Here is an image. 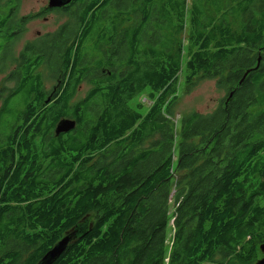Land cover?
<instances>
[{
  "label": "trees",
  "instance_id": "trees-1",
  "mask_svg": "<svg viewBox=\"0 0 264 264\" xmlns=\"http://www.w3.org/2000/svg\"><path fill=\"white\" fill-rule=\"evenodd\" d=\"M58 13H73V61L57 34L22 50L0 89V264H37L74 229L53 264H255L264 0H74ZM7 27L0 14L1 73ZM183 60L188 86L214 80L226 97L175 121ZM144 92L143 114L129 104ZM63 119L76 127L56 136Z\"/></svg>",
  "mask_w": 264,
  "mask_h": 264
},
{
  "label": "rangeland",
  "instance_id": "rangeland-1",
  "mask_svg": "<svg viewBox=\"0 0 264 264\" xmlns=\"http://www.w3.org/2000/svg\"><path fill=\"white\" fill-rule=\"evenodd\" d=\"M6 0H0V5H2L0 9L2 12H6L9 10L13 3H5ZM189 5V1L187 2ZM48 5V0H20L19 1V8L18 13H16V22H21V19H26L28 22L25 24L26 33L14 43V57L18 54V51L21 50L25 39H31L35 41L37 39V32L41 35L47 32H52L56 25L63 23L66 19L61 14L51 15L49 16V23L45 24L44 26H40L38 21H31L32 15L34 13H39L44 7ZM58 13V12H55ZM188 15V10H187ZM1 17H5L6 13H0ZM188 16L186 18V21ZM134 22V21H132ZM131 23H124L122 28L130 25ZM42 36H39V38ZM183 38V46L186 45V34L181 36ZM105 49V48H104ZM185 57V54H184ZM4 77H5V70L1 73L0 72V89L5 88L1 86L4 84ZM185 72H184V60L182 61V68L178 75V82H177V104L175 105V121H178L179 117L182 114H187L190 112H196L199 114H209L211 113L226 97V93L217 88L216 82L214 80L208 79H200L198 77L192 80V84L188 86L185 81ZM53 81L47 82V87L51 88ZM6 85V84H5ZM9 89H13V83H8L6 85ZM89 87L83 83L81 84L79 91L76 96L77 99H82ZM146 92L142 93L141 95L137 96L133 101L130 102V106L136 108L138 104L143 105L142 109L140 110L141 113H145L149 106L151 105L150 102L146 101ZM173 192L170 194L172 196ZM169 212H172V208L170 207ZM170 237V236H169ZM262 255V254H261ZM262 256L258 258L261 259Z\"/></svg>",
  "mask_w": 264,
  "mask_h": 264
},
{
  "label": "flooded vegetation",
  "instance_id": "flooded-vegetation-1",
  "mask_svg": "<svg viewBox=\"0 0 264 264\" xmlns=\"http://www.w3.org/2000/svg\"><path fill=\"white\" fill-rule=\"evenodd\" d=\"M74 1V0H73ZM72 1V2H73ZM72 2L63 7V8H57V9H49L46 7H44L39 13H34L32 15V20L31 21H38L39 25L42 27L45 24L49 23V16L51 15H56V14H61L66 20L59 24L56 25L54 30L52 32H47L44 34H40L39 32H37V39L35 41L31 40V39H25L24 44L21 48L20 51H18V54L14 57V43L17 42L27 31L25 28V24H27V20L21 19L17 25L14 24V18H13V13H11L12 7L7 10L6 12H2L0 10V13H6L7 15V30H8V35H7V45H6V56H5V62H6V66L7 68L5 69V76H12L13 70H14V58H18L20 56V53L22 50H24L25 48H27V46H37L38 48H42L47 46L48 48H51L53 45V38L58 34L60 36V38L62 39L61 42L56 43V45H60V46H70V57L71 60L73 61V56L75 53V49H73V13H55V12H63L65 11V9L67 7H70ZM6 4L8 3H12V0H6L5 1ZM2 5H0L1 7ZM2 9V8H0ZM45 12V13H43ZM70 14V15H69ZM71 24V26H70ZM70 26V27H69ZM64 27H68L67 29L63 30ZM16 33V35H15ZM18 34V35H17ZM39 36H42L39 38ZM47 39V40H46ZM69 40V42H68ZM48 42V43H47ZM45 57L49 58L52 55V52H45L44 53ZM43 55V56H44ZM69 75V74H68ZM68 75L66 76V79L63 80V86L66 87L67 90L71 91L73 88V81L75 79L74 78H69ZM108 75H110V72H108ZM61 75L60 74H56L55 78L53 79V83L51 85V88L47 87V83L45 85V89L46 90H50L49 95L52 96L53 92L57 91V87H59L61 85ZM11 83H13V80H9ZM51 82V81H50ZM13 88V87H12ZM90 90V89H89ZM88 90V91H89ZM75 96H77V93L75 94ZM51 98V97H48ZM50 99H47V101H49ZM71 103H73V98Z\"/></svg>",
  "mask_w": 264,
  "mask_h": 264
},
{
  "label": "water",
  "instance_id": "water-1",
  "mask_svg": "<svg viewBox=\"0 0 264 264\" xmlns=\"http://www.w3.org/2000/svg\"><path fill=\"white\" fill-rule=\"evenodd\" d=\"M73 0H48L47 8L57 9L63 8L69 5ZM76 127V122L69 119L61 120L56 128L55 135L66 134ZM79 232L74 229L72 232L66 234L58 243H56L41 259L37 264H53L67 246L73 241L74 238L78 237ZM79 237H82L79 236ZM259 251L262 254V258L257 260L255 264H264V243L259 246Z\"/></svg>",
  "mask_w": 264,
  "mask_h": 264
}]
</instances>
